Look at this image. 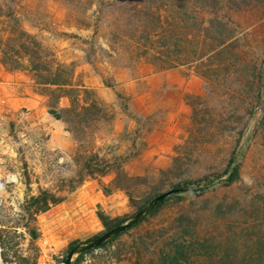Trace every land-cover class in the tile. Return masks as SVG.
I'll list each match as a JSON object with an SVG mask.
<instances>
[{"label":"rangeland","instance_id":"rangeland-1","mask_svg":"<svg viewBox=\"0 0 264 264\" xmlns=\"http://www.w3.org/2000/svg\"><path fill=\"white\" fill-rule=\"evenodd\" d=\"M112 5V0L92 7L86 1L75 7L56 0H25L21 9L25 29L50 46L60 63L73 66L77 85L96 91L116 115L113 130H93L84 151L108 161L122 157L132 178L166 171L192 114L188 99L205 98L214 91L211 107L219 114L241 116L246 125L236 159L243 183L209 188L194 200V207L179 202L190 216H199L201 231L214 232L212 240L220 242L230 231L237 232L240 252L249 253L253 264H264L257 249L264 245V113L257 116L264 93V0L259 8L237 17L250 34L240 60L252 73L235 84L231 78L216 83L213 75L201 76L207 68L199 69L197 76L187 67L164 70L132 56L119 29L126 20ZM252 82L259 99L246 88ZM224 88L242 96L233 104L226 102L218 95ZM70 105L68 98L59 104L62 109ZM232 144L231 138L219 140L215 150L227 151ZM76 160V142L66 124L50 115L47 97L35 92L30 74L10 73L0 63V264H64L50 248L42 247L43 241L69 254L71 248L108 231L99 215L122 222L139 211L125 192L104 194L112 177L83 173ZM41 191L64 200L32 220L27 206ZM242 200L255 201L254 211L243 212ZM229 207L236 209L226 219L219 210ZM219 225L222 231L214 229ZM31 230L38 233L36 240ZM221 257L222 253L208 251L199 264H220ZM76 264L130 263L120 261L114 246L94 250Z\"/></svg>","mask_w":264,"mask_h":264},{"label":"trees","instance_id":"trees-1","mask_svg":"<svg viewBox=\"0 0 264 264\" xmlns=\"http://www.w3.org/2000/svg\"><path fill=\"white\" fill-rule=\"evenodd\" d=\"M24 1L0 0V63L10 73L30 74L35 92L47 97L50 115L66 124L68 134L76 142V162L81 166V172L89 175L99 172L104 177H112L103 187L104 194L111 196L119 191L125 192L139 210L165 191L198 189L192 192L195 194L191 198L180 196L178 200L165 201L139 225L102 248L115 246L120 261L130 264H199V259L208 251L222 253L220 264H253L255 259L249 253L240 252L236 240L239 233L230 231L229 236H222L220 242L215 238L217 245L212 240L214 232L201 231L199 216H190L179 202L183 200L194 207V200L206 191L199 192V188L228 176V186L243 183L241 166L236 165L246 131L243 118L235 113L219 114L213 109L214 91L205 98L188 99L192 114L181 135V146L173 150L171 167L145 178L130 177L122 157L108 161L84 151L83 147L93 140V130H113L116 115L96 91L77 85L73 66L60 63L50 46L25 29L21 15ZM56 1L75 7L86 1V5L92 7L103 0ZM260 1L112 0V6H116L120 18L126 20L119 29L123 39L128 41L132 56L145 59L152 65H161L164 70L187 67L197 76L199 69L207 68L201 76L209 79L213 75L211 78L216 83L219 79L227 82L231 78L235 84L250 72L248 64L240 60L250 34L240 26L237 17L259 8ZM246 86L249 94L259 99L256 84L246 83ZM218 95L233 104L242 92L224 88ZM67 98L71 100L70 107L60 108V101ZM230 138L232 147L227 151L215 150L219 140ZM63 200L48 191H41L39 196L31 198L28 214L33 220ZM253 203L242 200V211H254ZM234 209L229 207L219 212L229 219ZM99 218L108 231L123 222L104 215ZM214 229L222 231L220 225ZM31 232L36 240L38 233ZM257 249L263 256L264 245Z\"/></svg>","mask_w":264,"mask_h":264},{"label":"water","instance_id":"water-1","mask_svg":"<svg viewBox=\"0 0 264 264\" xmlns=\"http://www.w3.org/2000/svg\"><path fill=\"white\" fill-rule=\"evenodd\" d=\"M263 106H264V93L262 95L261 103H260V107L258 111H260ZM257 116H259V112L257 113ZM228 179H229V176L220 181L214 182L210 186L201 187L199 188V191L203 192L209 188L215 187L218 184L226 183ZM194 191H198V189L193 190L190 188H174V189L168 190L164 192L163 194L155 197L147 205H145L141 210H139L134 216L123 221L121 224L114 227L110 231L106 232L102 236L96 237L94 239H91L87 242L81 243L77 245L76 247H74L68 254V257L64 264H76L81 259V257H83L84 255L94 250L104 247L109 242H111L113 239L131 230L135 226L139 225L145 218H147L151 214L153 210H155L158 206H160L165 201L175 196L189 194Z\"/></svg>","mask_w":264,"mask_h":264},{"label":"built area","instance_id":"built-area-1","mask_svg":"<svg viewBox=\"0 0 264 264\" xmlns=\"http://www.w3.org/2000/svg\"><path fill=\"white\" fill-rule=\"evenodd\" d=\"M41 245H42V247L50 248L51 251H52L54 254H56L57 257H59L60 259H62L63 262L65 263V261H66V259H67V257H68V254H67V252H66L65 250H63V249L54 250V249L52 248V246H50L46 240L43 241Z\"/></svg>","mask_w":264,"mask_h":264},{"label":"bare ground","instance_id":"bare-ground-1","mask_svg":"<svg viewBox=\"0 0 264 264\" xmlns=\"http://www.w3.org/2000/svg\"><path fill=\"white\" fill-rule=\"evenodd\" d=\"M259 112V116L264 112V106L261 108V110L260 111H258Z\"/></svg>","mask_w":264,"mask_h":264}]
</instances>
